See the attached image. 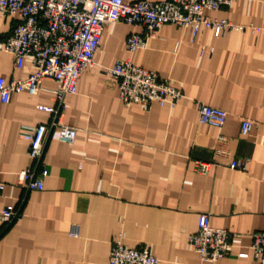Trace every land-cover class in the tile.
<instances>
[{
	"label": "crops",
	"instance_id": "1",
	"mask_svg": "<svg viewBox=\"0 0 264 264\" xmlns=\"http://www.w3.org/2000/svg\"><path fill=\"white\" fill-rule=\"evenodd\" d=\"M205 14L242 30L216 37L202 28L193 36L164 25L131 53L127 39L142 28L110 23L95 69L81 76L63 110L53 81L0 106V207L20 213L0 224V264H108L120 238L130 249L146 246L160 264H260L252 236L264 232V0H234ZM16 23L0 11V42ZM119 61L169 80L184 98L174 106L125 104L118 80L104 73ZM34 71L30 58L16 69L13 56L0 51V78L27 80ZM199 104L225 111V125L200 124ZM245 120L254 124L248 137L241 135ZM53 123L76 129L75 141L61 142L53 127L40 162L32 161L23 134ZM196 162L211 167L202 174ZM29 169L48 171L42 191L21 183ZM201 215L237 235L226 258L202 261L194 252L190 238Z\"/></svg>",
	"mask_w": 264,
	"mask_h": 264
},
{
	"label": "built area",
	"instance_id": "2",
	"mask_svg": "<svg viewBox=\"0 0 264 264\" xmlns=\"http://www.w3.org/2000/svg\"><path fill=\"white\" fill-rule=\"evenodd\" d=\"M234 0H164L151 2L136 0L126 4L124 0H0V11L16 18L17 23L8 38L0 42V51L11 54L15 68L19 69L27 58L32 60L34 73L27 80L13 79L7 82L0 78V106L11 102L14 94L28 92L38 94L45 81L58 84L57 112L65 108V98L77 92V84L87 70L96 67L94 57L98 51L106 26L123 23L142 28V33L131 34L126 42L133 53L147 46V40L155 36L162 26L175 25L188 28L197 36L202 28L212 30L216 37L230 31L242 30L227 20H216L206 16L207 11L228 8ZM105 74L118 80L120 98L127 105L159 104L174 106L184 98L183 91L158 74L134 66L130 61H119ZM199 123L222 128L228 114L225 111L199 104ZM60 127L59 140L73 143L77 130L64 126L39 125L27 130L23 136L29 142L28 155L40 162L49 129ZM254 128L250 120L241 125V135L248 137ZM226 140L220 139L224 146ZM224 156L225 152L219 151ZM225 157V156H224ZM214 165H226L230 169L244 171L246 162L230 161ZM211 164L196 162L198 172L205 174ZM48 171L37 175L29 169L21 174V183L28 191H42L43 179ZM4 187L0 186V190ZM20 218L13 207H0V224L10 225ZM72 234L76 235V231ZM237 235L213 228L208 215H201L198 232L191 236L190 243L202 261L215 262L226 258L232 241ZM252 248L264 264V232L252 236ZM108 264H160L146 246L130 249L120 238L113 245Z\"/></svg>",
	"mask_w": 264,
	"mask_h": 264
}]
</instances>
